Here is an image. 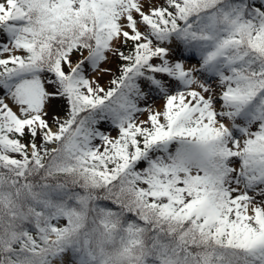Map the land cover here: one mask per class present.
Listing matches in <instances>:
<instances>
[{
    "label": "snow or ice",
    "instance_id": "snow-or-ice-1",
    "mask_svg": "<svg viewBox=\"0 0 264 264\" xmlns=\"http://www.w3.org/2000/svg\"><path fill=\"white\" fill-rule=\"evenodd\" d=\"M0 264H264V0H0Z\"/></svg>",
    "mask_w": 264,
    "mask_h": 264
}]
</instances>
